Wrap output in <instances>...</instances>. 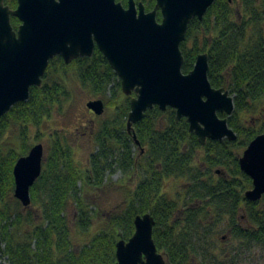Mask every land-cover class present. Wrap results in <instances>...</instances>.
<instances>
[{
    "label": "trees",
    "instance_id": "trees-1",
    "mask_svg": "<svg viewBox=\"0 0 264 264\" xmlns=\"http://www.w3.org/2000/svg\"><path fill=\"white\" fill-rule=\"evenodd\" d=\"M137 1L146 10L156 3ZM5 3L17 6V0ZM19 23L12 18L14 26ZM181 50L184 73L194 67L198 54L208 53L211 84L234 97L228 124L237 140L209 139L201 145L186 117L177 120L174 108L154 106L133 126L136 144L127 130L131 97L118 99L120 79L99 49L70 64L54 57L42 85L31 87L29 99L0 119V264L2 257L8 264H115L117 241L128 240L135 217L145 213L156 220L153 237L169 264H245L254 248L261 252L256 264H264V196L258 201L246 198L253 181L239 164L249 142L264 132V0H215L202 20L192 19ZM72 67L82 85L113 105V115L101 121L97 150L85 169L65 137L58 134L52 140L41 175L30 189L31 204L24 207L14 196V165L31 149L32 130L39 141L45 123L70 99L67 70ZM244 112L257 115L256 122L247 125ZM11 132L16 146L7 141ZM134 147H139L137 153ZM117 170L125 176L136 172V181L123 185L124 199L103 220L101 230L75 247V234H87L95 210L102 208L86 193L111 185L107 178Z\"/></svg>",
    "mask_w": 264,
    "mask_h": 264
},
{
    "label": "water",
    "instance_id": "water-1",
    "mask_svg": "<svg viewBox=\"0 0 264 264\" xmlns=\"http://www.w3.org/2000/svg\"><path fill=\"white\" fill-rule=\"evenodd\" d=\"M215 0H156L151 10L142 1L128 0H17L12 8L0 0V119L41 86L50 60L61 55L66 63L90 57L96 48L118 75L122 92L130 96L127 130L139 144L134 124L148 109L171 107L176 119L186 117L189 130L201 145L208 139L236 141L228 124L235 111L234 97L214 87L208 77L209 55L198 54L194 67L182 70L181 43L193 18L203 19ZM161 13V19L158 18ZM12 16L20 24L13 27ZM96 115L105 112L101 98L87 102ZM220 113L227 116L222 117ZM43 143L33 144L13 168L14 196L24 207L31 204V187L41 175ZM239 164L253 185L248 200L264 196V132L239 155ZM135 231L116 243L115 264H169L153 237L156 220L151 213L135 217ZM4 245L0 232V254Z\"/></svg>",
    "mask_w": 264,
    "mask_h": 264
},
{
    "label": "rangeland",
    "instance_id": "rangeland-1",
    "mask_svg": "<svg viewBox=\"0 0 264 264\" xmlns=\"http://www.w3.org/2000/svg\"><path fill=\"white\" fill-rule=\"evenodd\" d=\"M67 84L71 91L70 99L65 102L61 111L57 110L54 113L53 119L45 123L47 126L42 128L44 135L39 141H35V128L32 130L31 141L32 144L39 142L43 143L45 156H47L51 148L52 140L56 138L58 134L59 136L65 137L72 147L76 161L82 169H85L89 166V158L91 154L97 150L95 136L98 132L99 125L101 121L112 117L114 107L113 105L105 104V112L100 116L96 115L91 109H89L87 107V102L101 97L92 93L88 87L82 85L73 67L67 70ZM108 95H112L111 91H108ZM123 95L125 96L122 92L118 99H121ZM242 116L247 125L256 122L257 115L244 112ZM9 140L11 141V144L16 146L14 132L7 135V141ZM133 150L137 153L139 147H134ZM137 175L138 174L135 172L133 176H125L120 170H117L110 177H106L107 180H111V185L103 186L95 193H86L87 198L98 200L102 208H97L95 210L97 214L87 234H75V247H80L83 242L90 240L95 233L101 230L100 227L103 225V220H105L112 211L118 208L124 199L123 185L127 183L133 184L136 181ZM85 190L95 189L88 187ZM72 211L73 210L71 209L70 219L73 218ZM259 257H261L260 250L254 248L253 251L249 250V252H247L244 263L256 264ZM1 261L4 264H8L6 257H2Z\"/></svg>",
    "mask_w": 264,
    "mask_h": 264
},
{
    "label": "flooded vegetation",
    "instance_id": "flooded-vegetation-1",
    "mask_svg": "<svg viewBox=\"0 0 264 264\" xmlns=\"http://www.w3.org/2000/svg\"><path fill=\"white\" fill-rule=\"evenodd\" d=\"M136 1H137V0H136ZM10 7H11V6H10ZM16 7H17V6H16ZM16 7H12V8H16ZM13 17H14V16H12V18H13ZM15 18H16V17H15ZM19 24H20V23H19ZM19 24H18V26H19ZM18 26L16 27V26L13 25V27H14L15 29H17ZM59 56H61V55H59ZM61 57H62V56H61ZM62 58H63V57H62ZM63 60H64V58H63ZM72 61H73V60H72ZM72 61H71V62H72ZM64 62H65V60H64ZM71 62H70V63H71ZM65 63H66V62H65ZM70 63H69V64H70ZM117 76H118V75H117ZM118 78H119V77H118ZM119 79H120V78H119ZM228 117H229V116H228ZM208 140H209V139H208ZM204 145H205V144H204Z\"/></svg>",
    "mask_w": 264,
    "mask_h": 264
}]
</instances>
